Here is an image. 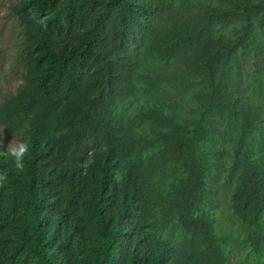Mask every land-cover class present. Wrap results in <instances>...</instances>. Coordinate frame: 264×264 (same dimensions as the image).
<instances>
[{
    "label": "trees",
    "instance_id": "1",
    "mask_svg": "<svg viewBox=\"0 0 264 264\" xmlns=\"http://www.w3.org/2000/svg\"><path fill=\"white\" fill-rule=\"evenodd\" d=\"M0 126V264H264V0H22ZM5 58L0 50V67Z\"/></svg>",
    "mask_w": 264,
    "mask_h": 264
},
{
    "label": "rangeland",
    "instance_id": "2",
    "mask_svg": "<svg viewBox=\"0 0 264 264\" xmlns=\"http://www.w3.org/2000/svg\"><path fill=\"white\" fill-rule=\"evenodd\" d=\"M22 0H0V50L5 58L0 67V105L12 93H16L23 83L24 67L21 53L26 44L25 30L14 12L15 5ZM24 143L23 139L10 138L6 130L0 126V146L7 147ZM231 181L226 166L222 167L214 182L216 193L215 209L219 214L218 227L233 236L237 253L232 256V264H250V258H244V249L239 238L243 232L241 226L232 215L230 206Z\"/></svg>",
    "mask_w": 264,
    "mask_h": 264
},
{
    "label": "clouds",
    "instance_id": "3",
    "mask_svg": "<svg viewBox=\"0 0 264 264\" xmlns=\"http://www.w3.org/2000/svg\"><path fill=\"white\" fill-rule=\"evenodd\" d=\"M27 152H28V145L25 143H20L16 146H11L10 144L7 147V154L12 158L15 167L17 169L23 168V160Z\"/></svg>",
    "mask_w": 264,
    "mask_h": 264
}]
</instances>
